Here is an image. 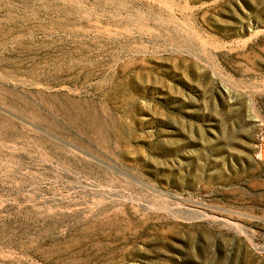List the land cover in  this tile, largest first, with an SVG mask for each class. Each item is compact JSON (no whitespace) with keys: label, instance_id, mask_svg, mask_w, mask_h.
<instances>
[{"label":"rangeland","instance_id":"374dc122","mask_svg":"<svg viewBox=\"0 0 264 264\" xmlns=\"http://www.w3.org/2000/svg\"><path fill=\"white\" fill-rule=\"evenodd\" d=\"M0 264H264V0H0Z\"/></svg>","mask_w":264,"mask_h":264}]
</instances>
